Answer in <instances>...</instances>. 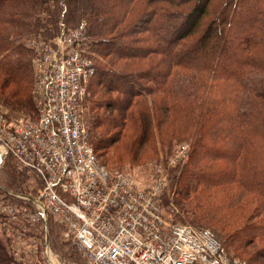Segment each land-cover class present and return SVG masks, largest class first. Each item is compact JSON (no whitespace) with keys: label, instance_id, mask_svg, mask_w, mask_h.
Returning <instances> with one entry per match:
<instances>
[{"label":"trees","instance_id":"trees-1","mask_svg":"<svg viewBox=\"0 0 264 264\" xmlns=\"http://www.w3.org/2000/svg\"><path fill=\"white\" fill-rule=\"evenodd\" d=\"M81 23L101 65L92 129L83 116L98 159L191 140L175 204L264 264V0H0V100L31 109L25 40Z\"/></svg>","mask_w":264,"mask_h":264},{"label":"built area","instance_id":"built-area-1","mask_svg":"<svg viewBox=\"0 0 264 264\" xmlns=\"http://www.w3.org/2000/svg\"><path fill=\"white\" fill-rule=\"evenodd\" d=\"M64 34L55 39L38 118L11 123L0 113V167L17 144L21 167L35 171L43 186L34 196L0 189L36 204L46 232L53 217L87 264H247L211 229L165 216L166 175L141 182L99 161L82 113L97 68L75 48L61 53Z\"/></svg>","mask_w":264,"mask_h":264},{"label":"rangeland","instance_id":"rangeland-1","mask_svg":"<svg viewBox=\"0 0 264 264\" xmlns=\"http://www.w3.org/2000/svg\"><path fill=\"white\" fill-rule=\"evenodd\" d=\"M82 30L83 23L68 29H61L59 35H53L49 38L32 35L25 40L27 47L31 50V56L29 57L32 72L30 76L31 109L19 111V103L18 105L8 102L6 104L0 100V113L5 116L8 122L16 123L19 117L33 121L38 118L39 108L42 107L43 103L42 92L44 84L47 80V73L53 64V54L57 48L55 39L59 38L63 31L65 33V47L61 49V53H66L68 50L75 48L84 56H87L85 58L92 61L97 69L101 66L92 57V52L86 44V37L83 35ZM66 34H68L67 37L65 36ZM97 81L98 76L96 75L88 81L86 90L88 99L85 105L82 106V113L89 127L91 126L89 118L92 114L89 100L96 97V95H92L89 87L96 85ZM90 131L92 134V130ZM184 144L188 145L186 149L183 147ZM191 149V140H174L169 145L159 144L157 151L142 161H125L122 164H118L115 160L109 158L107 153L103 154V152L99 151L98 156L102 164H107L109 168L114 170H129L141 182L153 183L159 176L166 175L169 182L165 191V200L168 201L166 202L165 211L168 219L194 227H205L213 230L218 238L225 243L229 254L248 261V255L237 247L235 239L227 238V236H224V232L219 233L206 221L195 218L190 212L182 210L179 205L175 204V199L180 194L179 191L176 192V187L174 189L170 188L172 178H179L183 163L190 157ZM17 150L18 145L13 143V150L1 164L0 185L7 190L22 192L25 195H38L43 183L34 173L19 172V185L15 180L14 176L17 174L15 172L17 169H27L21 167ZM39 212L40 210L36 204L0 189V244L4 250L2 253L5 256V264H49V260L53 263L51 257H49L50 255L47 256V253L45 254L46 245L48 246L49 254L51 253L55 257L58 264H86L76 245L70 239L64 238L63 229L53 217L48 218L46 232ZM250 234H252L251 231L244 236L247 237Z\"/></svg>","mask_w":264,"mask_h":264},{"label":"flooded vegetation","instance_id":"flooded-vegetation-1","mask_svg":"<svg viewBox=\"0 0 264 264\" xmlns=\"http://www.w3.org/2000/svg\"><path fill=\"white\" fill-rule=\"evenodd\" d=\"M15 172H17V174H15V180L16 182L18 183L19 185V172H35L33 170H27V169H17ZM18 190H19V187H18Z\"/></svg>","mask_w":264,"mask_h":264},{"label":"bare ground","instance_id":"bare-ground-1","mask_svg":"<svg viewBox=\"0 0 264 264\" xmlns=\"http://www.w3.org/2000/svg\"><path fill=\"white\" fill-rule=\"evenodd\" d=\"M21 199H23V198H21ZM50 257H51V259H52V261H53V264H58L57 261H56V259H55V257H53V256L51 255V253H50Z\"/></svg>","mask_w":264,"mask_h":264},{"label":"water","instance_id":"water-1","mask_svg":"<svg viewBox=\"0 0 264 264\" xmlns=\"http://www.w3.org/2000/svg\"><path fill=\"white\" fill-rule=\"evenodd\" d=\"M49 264H53V263L49 260Z\"/></svg>","mask_w":264,"mask_h":264}]
</instances>
